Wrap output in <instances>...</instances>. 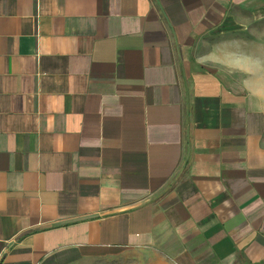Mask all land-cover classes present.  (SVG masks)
Wrapping results in <instances>:
<instances>
[{
    "label": "crops",
    "instance_id": "1",
    "mask_svg": "<svg viewBox=\"0 0 264 264\" xmlns=\"http://www.w3.org/2000/svg\"><path fill=\"white\" fill-rule=\"evenodd\" d=\"M262 4L0 0V264H264V101L209 59Z\"/></svg>",
    "mask_w": 264,
    "mask_h": 264
},
{
    "label": "rangeland",
    "instance_id": "2",
    "mask_svg": "<svg viewBox=\"0 0 264 264\" xmlns=\"http://www.w3.org/2000/svg\"><path fill=\"white\" fill-rule=\"evenodd\" d=\"M211 63L234 84L244 85L264 101V4L232 11L210 36ZM75 264H175L155 248H142ZM250 264V263H248Z\"/></svg>",
    "mask_w": 264,
    "mask_h": 264
},
{
    "label": "trees",
    "instance_id": "3",
    "mask_svg": "<svg viewBox=\"0 0 264 264\" xmlns=\"http://www.w3.org/2000/svg\"><path fill=\"white\" fill-rule=\"evenodd\" d=\"M242 257L244 258V262L248 264V261L245 259V255L242 254Z\"/></svg>",
    "mask_w": 264,
    "mask_h": 264
}]
</instances>
